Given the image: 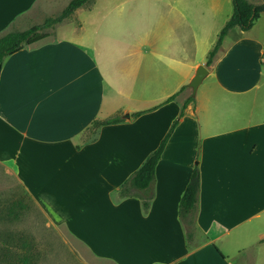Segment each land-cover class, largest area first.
Returning <instances> with one entry per match:
<instances>
[{
    "label": "crops",
    "instance_id": "crops-1",
    "mask_svg": "<svg viewBox=\"0 0 264 264\" xmlns=\"http://www.w3.org/2000/svg\"><path fill=\"white\" fill-rule=\"evenodd\" d=\"M60 1L0 0V39ZM195 3L154 0L155 19L135 43L126 30L122 41L95 32L90 44L48 37L0 64V231L22 230L21 189L49 226L118 264H264V14L249 31L232 29L207 66L195 27L209 24ZM122 20L107 27L122 31ZM202 65L210 82L169 139L145 210L119 190L160 146L189 88L166 101ZM125 114L85 140L95 121ZM195 167L201 189L189 242L180 204Z\"/></svg>",
    "mask_w": 264,
    "mask_h": 264
},
{
    "label": "rangeland",
    "instance_id": "rangeland-1",
    "mask_svg": "<svg viewBox=\"0 0 264 264\" xmlns=\"http://www.w3.org/2000/svg\"><path fill=\"white\" fill-rule=\"evenodd\" d=\"M68 1L69 0L60 1L55 9L53 5L49 7L50 9H48V12L42 14V16L30 24L28 28H13L9 33L23 32L34 26L43 25L47 19L59 17L64 11L60 9ZM96 1V8H94L92 13L87 12L89 6H84L85 10L82 9V11H79L81 14L80 16L74 13L69 19L52 28L42 30L41 33L47 34V36L51 38L74 36L76 39H79L81 37L80 39L83 38L84 42L91 43V39L89 38L95 32H99L101 37H104L106 32L107 35L118 40L126 30L127 40L135 43L145 37V31L149 29L151 22L155 19L154 0ZM211 1L212 0H196L195 11H193L196 16H206V23L209 24L205 27H200L198 25L195 27L196 55L198 59L205 58L208 60L210 51L213 49L222 29L226 25H224L223 20L231 13V10L234 12V6H229L225 3L226 0H219V3L212 5ZM125 4L126 6L123 9L116 12L114 11L117 6L119 7ZM216 5H218L217 8ZM140 6L143 12H138V7ZM108 19L111 22L114 19H123L122 31L120 30L122 26L116 28L119 32H115V29L108 28L107 25L110 22H107ZM120 39L119 41H122V38ZM191 54L192 52L190 51V55ZM190 82L187 85L188 88ZM209 82V80H205L202 83L195 99L202 95ZM192 95L193 92L189 88V90L184 93L183 99L187 100ZM120 116L125 117L126 114ZM92 138V132L89 131L87 133V139L85 140H90ZM19 196L22 201H26L28 207L22 213V230L0 231V264H118L110 257L95 253L84 241L65 227L49 226L43 214L33 206L31 201L24 198V192L21 189L19 190Z\"/></svg>",
    "mask_w": 264,
    "mask_h": 264
},
{
    "label": "trees",
    "instance_id": "trees-1",
    "mask_svg": "<svg viewBox=\"0 0 264 264\" xmlns=\"http://www.w3.org/2000/svg\"><path fill=\"white\" fill-rule=\"evenodd\" d=\"M91 1L92 0H72L59 17L47 19L41 26H34L23 32H11L2 37L0 39V64H2L6 58L17 54L26 46L47 39V34H42V30L52 28L69 19L77 10L86 6ZM233 6L234 13L222 29L216 44L210 51L207 66H210L213 63L216 55L221 49L224 39L232 29L239 27L242 31H249L253 28L255 22L259 20L261 15L264 14V5H252L247 0H233ZM187 88V86L183 87L179 93L170 97L166 103L174 101L178 95L184 92ZM194 102L195 97L193 96H190L185 101L179 117L172 124L160 146L148 156L142 167L120 188L119 195L121 198H139L143 203L144 209L149 210L153 200V186L156 180L157 166L162 158L169 139L173 135L181 119L185 116L188 106ZM143 114L144 113H136L132 118H138ZM124 121V118L121 116H115L105 121H95L89 131L92 132L93 135L97 129L103 126L116 125ZM200 189L201 172L198 167H195L180 204V218L187 229L189 242L193 240L197 232L196 217Z\"/></svg>",
    "mask_w": 264,
    "mask_h": 264
},
{
    "label": "water",
    "instance_id": "water-1",
    "mask_svg": "<svg viewBox=\"0 0 264 264\" xmlns=\"http://www.w3.org/2000/svg\"><path fill=\"white\" fill-rule=\"evenodd\" d=\"M208 75H209V71L205 66L202 65L198 67L195 77L191 80L189 84V88L193 92L192 95L193 97L197 96L198 89L200 88V86L202 85V83L204 82V80L207 78ZM125 118L129 119L130 115H126Z\"/></svg>",
    "mask_w": 264,
    "mask_h": 264
}]
</instances>
